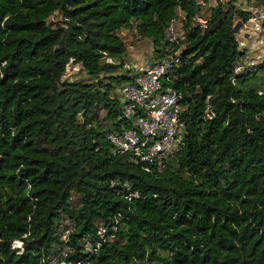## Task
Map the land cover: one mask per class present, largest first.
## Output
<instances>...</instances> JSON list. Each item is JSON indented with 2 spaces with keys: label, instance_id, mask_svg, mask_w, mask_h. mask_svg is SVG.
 Here are the masks:
<instances>
[{
  "label": "trees",
  "instance_id": "16d2710c",
  "mask_svg": "<svg viewBox=\"0 0 264 264\" xmlns=\"http://www.w3.org/2000/svg\"><path fill=\"white\" fill-rule=\"evenodd\" d=\"M207 1L0 0V264H39L63 218L71 264H264V85L249 81L264 61L232 72L244 55L234 16L252 12L215 0L200 21ZM244 1L264 16V0ZM129 27L152 57L177 55L161 83L180 94L182 139L157 172L105 137L131 126L117 93ZM68 63L86 77H62Z\"/></svg>",
  "mask_w": 264,
  "mask_h": 264
},
{
  "label": "built area",
  "instance_id": "2783aa9c",
  "mask_svg": "<svg viewBox=\"0 0 264 264\" xmlns=\"http://www.w3.org/2000/svg\"><path fill=\"white\" fill-rule=\"evenodd\" d=\"M174 26L170 23L164 30V38L172 42ZM264 61V58H262ZM258 61L246 55L238 56L233 62L234 74L246 73L254 68ZM177 63L175 52L162 57L145 59L143 61L124 60L119 72L128 74L117 87V93L122 101L121 113L123 117L131 120V126L119 130H108L105 137L109 142V151L112 155L123 153L138 162L145 171H161L169 155L180 145L183 133V122L180 112L183 105L179 102V92L170 85L163 86V74ZM264 93V89L257 90ZM205 96L203 115L210 118V111ZM113 185L114 181L110 180ZM124 197L127 200L138 197V191L131 188L129 182L123 183ZM72 222L68 218L60 219L57 234L62 241L59 247L41 259L39 264H71L68 253L71 246L66 243V238ZM114 228V225L111 226ZM96 234L105 236V226L98 225ZM83 248L91 251L88 239L83 240ZM10 247L21 249V240L13 239ZM17 250V251H19Z\"/></svg>",
  "mask_w": 264,
  "mask_h": 264
},
{
  "label": "rangeland",
  "instance_id": "374dc122",
  "mask_svg": "<svg viewBox=\"0 0 264 264\" xmlns=\"http://www.w3.org/2000/svg\"><path fill=\"white\" fill-rule=\"evenodd\" d=\"M215 3V0H208L205 3H200V10L198 12V17L200 21H203V18L208 14L209 7ZM232 3L237 8H242L246 10H250L252 12V16L246 20L244 23H241L239 18L235 15L234 16V24H235V36L237 37V40L239 41V46L242 51H245L244 43H240V41L243 42H249V40L244 39L243 34L241 32H251V30H256L255 33V49H253L254 52H245V55L248 57H251L255 59L256 61L260 62L262 61V58H264V24H263V11L261 6H255L253 4H247L244 0H232ZM180 11H177V15L175 19L172 22V25L174 26L173 35L179 36L180 35V18H181ZM53 20L59 19L58 13H53L50 17ZM243 30V31H242ZM253 32V31H252ZM118 34L122 38L125 48L130 47L132 51H130V48L127 49L128 51H125L127 53V56H129V62L131 61H143L145 59H151L153 58V47L150 42V39L147 37H138L137 33L135 32L133 27L129 28H121L118 30ZM252 34V33H251ZM262 38V39H260ZM251 39V38H249ZM260 40V42H258ZM262 49V50H261ZM257 53H260L261 55H257ZM86 77L83 71H80L78 69V64L76 63H68L65 67V71L62 74V77H66L69 79H73L75 77ZM264 67H259L256 71L255 77L253 79H250L252 83L259 85H264ZM102 114L103 111H100ZM75 196L72 197V201L75 202Z\"/></svg>",
  "mask_w": 264,
  "mask_h": 264
},
{
  "label": "crops",
  "instance_id": "0c3cea01",
  "mask_svg": "<svg viewBox=\"0 0 264 264\" xmlns=\"http://www.w3.org/2000/svg\"><path fill=\"white\" fill-rule=\"evenodd\" d=\"M243 31V30H242ZM253 31V32H252ZM256 30H251V32H241V34H243V36H244V39H248L249 40V42H243V41H240V43H244L243 45H244V47L246 48L245 49V51H244V55H245V52H254L253 51V49H255V45H256V43H255V38H256V36H255V32ZM252 33V34H251ZM249 38H251V39H249ZM260 39H262V38H260ZM258 42H260V40H258ZM130 47H126L125 48V51H128L127 49H129ZM262 50V49H261ZM130 51H132V49L130 48ZM262 51H264V47H263V50ZM257 55H261L260 53H257ZM123 58H124V60H130L129 59V56H127V53L125 52V54H124V56H123Z\"/></svg>",
  "mask_w": 264,
  "mask_h": 264
}]
</instances>
